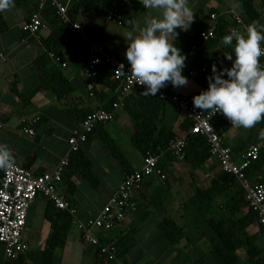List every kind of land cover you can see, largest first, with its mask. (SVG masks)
Wrapping results in <instances>:
<instances>
[{"label":"crops","instance_id":"0c3cea01","mask_svg":"<svg viewBox=\"0 0 264 264\" xmlns=\"http://www.w3.org/2000/svg\"><path fill=\"white\" fill-rule=\"evenodd\" d=\"M61 2L68 5V11L74 21L100 26V39L107 50L116 53L125 62H127L124 56L127 44L121 33L132 31L134 34H139L144 26L145 16L153 15L151 10H146L143 6H127L129 9L126 12L127 20L121 23L118 20L109 19L106 12L85 15L81 8H75L77 2L75 0H61ZM94 2V5H90V9L96 7L97 2ZM109 2L111 6L121 4V0ZM188 3L194 12L193 23L187 31L177 29L176 37H168L170 43L174 40L175 46L181 50L182 54L188 49V45L196 34L194 25L200 26L203 17L207 18L205 26L209 25V13L217 12L222 18L228 20L231 27H233L231 12L241 16V10L235 0H188ZM253 4L260 12V17L252 24L258 28L264 27V0H253ZM37 5L38 0H13L12 7L0 12V52L7 55V60L0 62V115L4 119V126L0 129V143L9 146L16 164L35 173H43L53 170L63 158L72 154L69 137L71 132L80 126L84 112L103 108L111 100H116L118 90L113 84L96 80L94 95H90L87 86L86 51L79 50L74 41L69 39L59 53L67 65L62 66L54 60L51 64L58 66L70 80L74 86L73 95L59 99L49 89H41L32 95L27 94L39 81L40 74L36 61L47 53L43 40L52 34L58 24L53 21L54 14L49 18L42 14L44 27L35 35L26 33L23 30V24L29 20L31 13L37 9ZM128 21L130 24H127ZM249 25L245 23L241 32ZM222 46L223 44L218 42L214 48ZM201 89L200 84L194 79H189L188 84L183 86L181 91L185 95H194ZM69 106L79 110L81 116L79 113V116L73 115L65 109ZM185 120L186 116L174 103H167L163 123L170 127L176 136L185 133L183 129ZM24 127H33L35 134L25 132ZM102 130H107L116 140L134 170L142 167L144 157L132 143L134 125L124 106L116 111L114 120L104 123ZM246 131L233 127L224 136L231 147H237L248 138L249 132L246 133ZM99 134V130L93 133L86 149L93 163V170L98 180L97 185H93L77 173L69 180L65 178L59 186L64 194L65 190H68L69 201L84 222L99 215L104 205L118 190L125 176L123 167L110 154ZM236 154L238 156L240 153ZM163 170L166 178L161 181H170V184L157 189L156 192L153 187L159 176H147L136 192L138 211L129 216L125 223L110 230L93 229L94 234L101 239H115L121 232L136 226L137 243L125 257V260L131 264H195L202 260L206 264L209 257L217 263L212 256V248L219 241L218 235L208 223L207 213H202L193 202L196 190L207 188L211 180L221 171L217 160L211 157L200 167H192L187 162H180L169 155L164 162ZM263 174L264 169L255 174L254 178L258 180ZM70 182L73 187L69 189ZM171 185L177 188L176 192L167 196V192H171ZM156 193L161 195V198H158ZM226 196L224 195L223 198ZM48 205V199L40 195L31 203L28 210L23 231V238L28 249L24 254L25 264H35L34 258L37 253L41 258V262L37 264H44L46 242L53 233L51 223L45 216ZM187 210L192 212L194 219H198L194 221L191 218L192 214L189 213L192 219L189 221L190 226L198 228L191 233L189 229L187 231ZM183 212L184 215H182ZM246 212L247 207L239 212V216ZM215 213L212 211L209 215L216 216ZM164 218L173 219L182 227L184 235L179 243L166 244L164 232L160 228V222ZM257 224H251L247 230L254 231ZM26 230L28 235L25 234ZM262 239L264 242V236ZM95 252L96 249L93 246L86 245L82 241L81 233L73 223L65 245L55 250L51 264H96ZM239 254L242 259L245 258L244 250L239 251ZM7 261L4 248L0 244V264H5Z\"/></svg>","mask_w":264,"mask_h":264},{"label":"trees","instance_id":"16d2710c","mask_svg":"<svg viewBox=\"0 0 264 264\" xmlns=\"http://www.w3.org/2000/svg\"><path fill=\"white\" fill-rule=\"evenodd\" d=\"M75 8L83 11L85 15H92L93 13H107L110 7L115 5L110 4V0H75ZM96 4L95 8L90 9V5ZM102 1V4H101ZM241 10V16L244 23L252 24L260 17V12L256 9L253 4V0H235ZM38 6V5H37ZM127 6H121V23L127 20L126 12L128 11ZM69 12V11H68ZM43 14L46 18L54 14L53 21L57 22V27L53 30L52 34L43 40L47 48V53L37 59L36 64L39 69V81L35 86L27 93L32 95L41 89L51 90L57 98L61 99L68 95H73L74 86L62 70L55 65H52V58L49 56V52L54 53L56 56L59 55L64 44L72 39L79 50L86 51L87 63H88V52L86 45L83 40L77 35V33L71 31L67 24L62 23L60 18L55 14V10L50 4L47 5ZM209 13V16L210 17ZM70 15V13H69ZM71 17V16H70ZM206 17L202 18L200 26L194 25L196 34L192 41L188 45V49L185 51L186 56L185 67L183 69V75L187 78L190 77L191 71H197V74L191 78L194 79L198 84L202 86V89L197 92L208 88L209 81L208 77L212 74V65L215 64L219 70L221 67L230 68L232 61L225 58V54H232V48L223 45L221 48H214L218 42H221L222 37L230 33L231 24L227 19L219 16L218 29L214 38L204 41L201 37V32L206 29ZM44 23V21H43ZM92 38L100 39L101 27L86 25L81 22ZM130 24V21L127 22ZM193 45L200 46V49L196 52L194 57L189 58V51ZM225 53V54H224ZM121 58V57H120ZM122 59V58H121ZM123 60V59H122ZM124 61V60H123ZM262 64L264 60L260 58ZM125 62V61H124ZM86 63V66H87ZM61 64V63H59ZM62 65V64H61ZM203 68L205 70H203ZM96 80H101L108 84H113L119 87L117 81L112 80L110 77V70L103 68L100 71V75L96 78L88 77V84L92 83L95 85ZM95 87L93 89V92ZM161 90L167 93H173L177 88H173L171 84L166 85ZM144 87H136L132 93L127 96L124 100V108L131 116L134 125V134L132 136V143L136 147L143 157L148 153L152 154H163L160 159V167L164 168V162L169 155L167 151L168 144L172 138L176 135L172 129L163 123V116L168 100L163 99L157 93L155 96H144L142 92ZM196 94V95H197ZM119 97L111 100L103 108L107 111H114L113 104L117 102ZM71 114L79 116V110L72 107H66ZM96 110V109H93ZM93 110H87L81 116V122L86 116ZM79 113V114H78ZM116 115V114H115ZM215 127L220 134H225L229 129L233 128L230 121L225 117L214 121ZM104 123L96 124L93 132L89 134L87 142L76 152H72L70 155L69 165L64 173V179L69 180L75 174L80 173L83 178L97 185L98 180L93 170V163L87 155L86 149L91 142V136L95 131L99 130V135L102 143L109 149L110 154L117 159L124 169L125 174L134 172L132 165L128 158L125 156L116 140L108 133L107 130H102ZM191 121L186 118L183 123V129L187 134V145L185 147L187 162L192 167H200L212 155L210 153L209 145L206 141L205 136L201 134L190 132ZM256 126V131H253V127ZM247 130L249 133L248 138L237 147H232L236 153H241L249 145L255 144L258 139L253 140L250 143L255 133L259 128L264 127V119L255 124ZM225 142L229 145L228 140L224 136ZM173 157V155H171ZM264 169V140H262L260 152L258 158L255 159L245 169L247 176L253 182L264 183L263 176L256 180L254 175L260 173ZM1 175L2 171L0 170ZM69 189L73 187L71 182L69 183ZM66 197L68 198V190H65ZM227 195L226 198L223 196ZM69 199V198H68ZM137 199V197H136ZM49 205L46 209L45 216L51 223L53 233L48 238L44 250V264H51L54 258V252L60 247H63L67 241L69 231L74 223V219L67 211L57 209L54 204L49 201ZM194 204L199 208L202 213H207V221L211 227L215 230L218 235V242L212 248V256L218 264H264V242L262 237L264 236V229L257 224L256 229L252 232L248 231V227L253 223H258V215L253 211L245 200L244 193L240 187H238L236 180L233 175L220 171L210 182V185L205 189L196 190L193 196ZM247 207V212L241 217L239 212L243 208ZM139 208V205H138ZM137 208V211H138ZM215 211L216 216H210V212ZM210 218H209V216ZM58 217L59 220L54 218ZM160 228L164 232V238L167 245H175L182 239L184 233L182 227H180L173 219L164 218L160 222ZM135 228H128L124 232H121L115 239H101V241L113 242L118 249V258L123 264H131L125 260L128 253L135 247L137 240L135 238ZM1 244V243H0ZM88 245V244H86ZM3 246V245H2ZM93 246V245H91ZM96 249L97 261L96 264H116L115 261L109 260L105 254H103L99 247L93 246ZM4 248V247H3ZM245 251V258L242 259L239 251ZM25 254V253H24ZM24 254H21L13 262L7 261L5 264H25ZM195 264H205L204 261H199Z\"/></svg>","mask_w":264,"mask_h":264},{"label":"built area","instance_id":"2783aa9c","mask_svg":"<svg viewBox=\"0 0 264 264\" xmlns=\"http://www.w3.org/2000/svg\"><path fill=\"white\" fill-rule=\"evenodd\" d=\"M50 4L55 10V14L62 23L68 25L69 29L83 40L88 52V63L86 73L88 77L96 78L100 71L110 70L112 80L118 82L119 100L114 102V111L105 109H96L89 113L81 122L80 126L75 128L69 137L70 152L78 151L88 140L89 134L93 132L96 124L108 123L115 118L116 111L124 106V100L136 87H144L135 83L130 75V66L124 62L119 55L107 50L102 41L92 38L88 35L85 26L78 21H74L68 12V5L61 0H38L37 9L31 13L29 20L23 24V30L35 35L44 27L43 11ZM142 6L138 0H121V4L115 5L107 12V17L111 20L121 19V6ZM219 14L211 12L210 23L205 30L201 32L204 41L215 37L218 29ZM233 21L232 29L242 30L245 23L242 17L236 12H231ZM264 47V45H262ZM200 46L193 45L189 51V58L194 57ZM50 58L55 62L66 66L59 55L49 52ZM264 60V56L261 57ZM7 60V55L0 52V62ZM123 64V71L120 65ZM203 70H205L203 68ZM125 74H124V73ZM197 74V71H191V79ZM90 95L93 96L94 84H88ZM182 88H177L173 93H167L159 90L157 93L163 99L174 103L180 112L184 113L186 118L190 119V132L205 136L209 145L210 153L214 157L221 171L234 176L237 185L244 193L248 206L257 213L258 224L264 229V183L253 182L246 174L245 169L258 158L260 148L256 144L249 145L238 156L232 147L224 140V135L220 134L214 124L215 120L223 119L222 113L213 114L211 111L202 112L194 109L192 100L196 95H185ZM4 126V119L0 115V129ZM24 131L34 135L33 127H24ZM187 145V134L175 136L168 144L167 151L178 161H185ZM163 154H152L148 152L144 156V162L140 169L127 173L118 190L112 195L111 199L104 205L99 215L91 220L84 222L78 215L77 209L71 204L66 195L60 190L59 186L64 180V173L69 165L70 155L63 158L60 163L51 171L35 173L32 170L14 164L11 169L1 170L0 178V243L4 247L5 257L8 261L16 260L21 254L27 252V245L23 238V231L26 226L28 210L31 203L40 195L51 201L54 206L62 211H67L74 219L78 230L81 233V239L85 244L99 247L101 252L109 260L116 264H123L118 258V249L113 242L101 241L93 229L110 230L117 225L127 221L129 216L134 214L138 208L136 192L142 186L145 178L150 175H157L161 179L166 178L164 170L160 167V159Z\"/></svg>","mask_w":264,"mask_h":264},{"label":"clouds","instance_id":"9594fccd","mask_svg":"<svg viewBox=\"0 0 264 264\" xmlns=\"http://www.w3.org/2000/svg\"><path fill=\"white\" fill-rule=\"evenodd\" d=\"M152 16H145L139 34L121 33L127 48L125 59L135 83L144 86V96H155L166 85L180 88L188 84L183 75L186 56L168 37L187 31L194 20L188 0H138ZM13 6V0H0V12ZM221 43L232 48L225 54L230 68L212 65L208 88L195 95L193 108L222 113L231 126L250 129L264 119V27L249 25L243 32L232 29ZM124 65H120L123 71ZM124 73V72H123ZM125 74V73H124ZM264 137V131L261 132ZM15 160L11 149L0 143V170L11 169Z\"/></svg>","mask_w":264,"mask_h":264},{"label":"rangeland","instance_id":"374dc122","mask_svg":"<svg viewBox=\"0 0 264 264\" xmlns=\"http://www.w3.org/2000/svg\"><path fill=\"white\" fill-rule=\"evenodd\" d=\"M216 121V120H215ZM246 131V130H245ZM253 131H256V126L255 127H253ZM262 131H264V127H262V128H259L258 129V131L255 133V136H253V138H252V140H251V142L250 143H253V140H256V139H258L257 140V142L255 143L256 145H258L259 146V148H261V144H262V140H264V137H262L261 136V132ZM248 131H246V133H247ZM250 133V132H249ZM181 162H185V161H181ZM160 178V177H159ZM158 177L156 178V183L158 184H154V189H155V191L157 192V189H161V187H165L166 185H168V184H170V181L169 182H164V181H161V180H163V179H159ZM171 192L169 191V192H167V196L169 195V196H171L170 195V193H174V192H176V187L174 186V185H171ZM153 189V190H154ZM156 195H157V197L158 198H161V195H159L158 193H156ZM42 196V195H41ZM44 197V196H43ZM188 200V199H187ZM187 200H185L186 202H188ZM189 203V202H188ZM189 213H191L192 214V212L190 211V210H187V218H186V220H187V223H188V227H187V231H188V229H189V231H190V233L193 231V230H195L197 227H194L193 228V226H190V223H189V221H191L192 219L191 218H193L194 219V216H193V214H192V216H191V218L189 217ZM185 213L183 212L182 213V215H184ZM198 216V215H197ZM200 218V217H199ZM196 220H198V219H194V221H196ZM201 220V219H200ZM201 227V226H200ZM207 227V226H206ZM202 229H203V227H201ZM198 229V228H197ZM194 232V231H193ZM25 234L26 235H28V231L26 230L25 231ZM163 246H165L164 244H163ZM41 262V258H39V254L37 253L36 255H35V258H34V263L35 264H37V263H40ZM206 264H218V263H216L211 257H209L208 258V260H206Z\"/></svg>","mask_w":264,"mask_h":264}]
</instances>
